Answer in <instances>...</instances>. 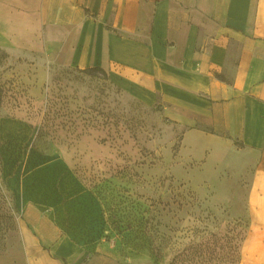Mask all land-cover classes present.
<instances>
[{
  "label": "crops",
  "instance_id": "obj_1",
  "mask_svg": "<svg viewBox=\"0 0 264 264\" xmlns=\"http://www.w3.org/2000/svg\"><path fill=\"white\" fill-rule=\"evenodd\" d=\"M0 47L98 68L182 133L172 179L244 222L240 264H264V0H0ZM22 264H119L32 203Z\"/></svg>",
  "mask_w": 264,
  "mask_h": 264
},
{
  "label": "rangeland",
  "instance_id": "obj_2",
  "mask_svg": "<svg viewBox=\"0 0 264 264\" xmlns=\"http://www.w3.org/2000/svg\"><path fill=\"white\" fill-rule=\"evenodd\" d=\"M181 133L105 73L0 47V264L23 262L26 203L119 264H240L244 222L165 167Z\"/></svg>",
  "mask_w": 264,
  "mask_h": 264
},
{
  "label": "trees",
  "instance_id": "obj_3",
  "mask_svg": "<svg viewBox=\"0 0 264 264\" xmlns=\"http://www.w3.org/2000/svg\"><path fill=\"white\" fill-rule=\"evenodd\" d=\"M84 71H99L104 73L102 70L98 69V68H94V69H88V70H84Z\"/></svg>",
  "mask_w": 264,
  "mask_h": 264
}]
</instances>
